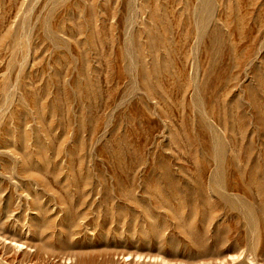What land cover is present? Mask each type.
<instances>
[{
    "label": "rangeland",
    "instance_id": "374dc122",
    "mask_svg": "<svg viewBox=\"0 0 264 264\" xmlns=\"http://www.w3.org/2000/svg\"><path fill=\"white\" fill-rule=\"evenodd\" d=\"M0 264H264V0H0Z\"/></svg>",
    "mask_w": 264,
    "mask_h": 264
}]
</instances>
